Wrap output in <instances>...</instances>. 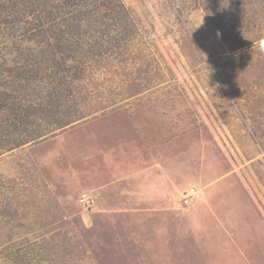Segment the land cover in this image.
I'll return each instance as SVG.
<instances>
[{"label":"rangeland","instance_id":"obj_1","mask_svg":"<svg viewBox=\"0 0 264 264\" xmlns=\"http://www.w3.org/2000/svg\"><path fill=\"white\" fill-rule=\"evenodd\" d=\"M76 1L69 9L92 6ZM113 3L124 19L110 34L88 18L89 33L67 40L82 48L86 76L71 73L80 93L63 88V109L49 113L41 97L67 72L49 61L26 86L16 71L44 57L25 29L44 17L42 0H0V264L149 263L133 228L139 218L153 223L157 177L171 202L178 192L191 206L203 193L204 205L188 210L194 224L182 255L194 248L211 264H246L247 221L264 223V0ZM31 4L37 11L24 15ZM66 10L43 18L44 27L64 28ZM163 228L154 226L162 247L173 233Z\"/></svg>","mask_w":264,"mask_h":264},{"label":"trees","instance_id":"obj_2","mask_svg":"<svg viewBox=\"0 0 264 264\" xmlns=\"http://www.w3.org/2000/svg\"><path fill=\"white\" fill-rule=\"evenodd\" d=\"M92 1V6L91 8H85V10L82 8L76 9L77 7L73 8L72 10L69 9L70 6H74L75 3L77 2L76 0H64L62 2H58V0H42V4L40 5V10L44 12V17H41V15H36L34 16L33 23L28 22L26 29V32L29 33L31 31L32 35V40H37L38 46L42 48L41 52L43 53L42 58H36L34 59V62H25L22 66H19L16 71L19 73L18 76L22 81L25 82V85L27 86L30 81L32 83H38L39 78H41L40 74V68L41 66L45 67V70L49 69L48 63L49 61L55 60V64L52 67H57L62 66L61 70L62 72H67L66 74H63L62 78H65L63 80H60L56 82L51 87L47 86V91L48 95L41 97L43 100L40 104L44 105L46 104V107L48 109H51L52 112L49 113H56L61 111L63 109V100L61 96V92L63 88L65 91L72 93L73 95L79 94L80 90V82L78 80V76L75 74L76 71L82 75V78H84L85 75V67L83 66V60H84V53H82V48L77 46V47H72L71 42L68 43L67 40H74V42L77 44L78 39L81 40L82 35L88 34L89 32V27L83 28V20H88L90 18V22L95 24L94 29L95 30H102L104 35L110 34V30L115 27V25L119 24L120 22L123 21L124 16L121 15V9L119 10L116 4L113 3V0H91ZM97 3H96V2ZM62 3V4H61ZM62 5L67 9L66 12L69 14L67 15V20L65 22L64 28L59 24V27L55 24H53L49 28L44 27V20L43 18H48V16H52L53 19H56V16H53V13L57 15L60 10H62ZM31 9L29 11L26 10L24 15L26 14H33L35 13L36 8L31 4ZM89 5H84L83 7H88ZM75 9V10H74ZM72 12L75 14L73 15ZM110 19L109 22L104 23L102 21L104 18ZM110 17V18H109ZM118 26V25H117ZM50 30V31H48ZM55 34V36L53 35ZM120 35L123 36V45H127V40L125 38V33L120 32ZM54 40H51V38ZM115 39V37H114ZM117 40V39H115ZM53 42V43H52ZM116 42V41H115ZM81 49V54L79 55H74L72 52L74 49ZM120 50V49H119ZM119 50H116V52H119ZM46 55V56H45ZM52 57L53 59H50ZM71 63L68 64V62ZM77 63L79 65H82V68H76ZM53 65V64H52ZM255 69H257L256 65H253ZM62 68H66L63 70ZM15 71V70H14ZM57 72V71H55ZM57 73H54L53 76H57ZM67 75H73L74 77L70 80H66ZM225 77H233L231 75H227ZM257 82V81H256ZM260 84V82H257ZM47 97V98H46ZM8 97H3V102L5 99ZM257 101L260 103L259 98ZM258 103V104H259ZM66 103H64L65 105ZM257 104V106H259ZM5 108L4 104L1 102L0 103V110H3ZM19 107L17 106L16 109ZM36 116V111L35 109H29L26 111V114L22 117L25 122H28L30 119ZM20 117V116H19ZM60 122L63 121H58L57 123L58 126L64 127L67 126L68 124H61ZM168 184H170L168 182ZM157 186H160L162 188L160 196L157 195L156 203V210L154 211L152 220L153 223H147L146 221L143 223L142 218L138 220L134 230L133 234V239H138V241L141 243V246L138 247L140 251H137L138 254L142 252L140 255H147V257L152 258L149 263L146 262V264H164L162 262V258L164 255L162 254H168V251L173 255V261L175 264H211L210 259H209V254L205 251H197L198 253H194L196 250L193 248V243L191 240L192 248L191 250L188 251V259L186 256L182 255L183 253L186 252V247L183 245L184 240L187 238L188 234L190 232H187V228L190 229L191 225L194 224L192 218L188 219V210L196 208V205L200 202L201 205H204L203 202V193L201 194L202 196L198 197V200L195 201V203L191 206H184L182 203V200L177 197L179 194L173 195V201H170L169 193H170V188L167 189V180L162 177L161 180L158 179V177L155 180H151L150 183V192H157ZM164 187V188H163ZM178 187V186H177ZM197 188L199 186H196ZM188 190H190L191 185L187 186ZM180 189V188H179ZM176 191V189H175ZM159 192V191H158ZM14 193H18L17 190L14 188ZM19 194V193H18ZM184 195V194H183ZM162 196V197H161ZM86 200H89L90 197L84 196ZM153 199V198H152ZM151 198H146L141 199V201H146V200H152ZM205 199V198H204ZM154 200V199H153ZM79 201V199L77 200ZM90 201V200H89ZM81 203V202H79ZM87 203V202H86ZM142 204L144 202H141ZM85 204V203H84ZM200 205V206H201ZM83 207V205H81ZM147 207V205H144ZM184 206V207H183ZM189 207V208H188ZM83 209H86L85 207ZM145 209V208H142ZM140 211L139 216L146 217L145 211L142 210ZM149 217V212L146 213ZM257 216V215H256ZM249 216H246V219L248 220ZM157 219V221H156ZM177 222H176V221ZM192 220V221H191ZM192 222V223H191ZM248 225L250 228L248 229L250 233H247L250 238L252 237V241L250 243L246 242L247 247L245 249V259H246V264H264V223L263 222H258L256 221V217L251 218L250 220L247 221ZM166 224H171L172 227V236L169 238H164V242H166L165 246L163 244L162 246H158V242L156 241L157 238H155V233H154V226L155 227H162ZM148 225H151L150 227ZM237 230V229H236ZM236 230H234L236 234ZM150 232L154 233L153 235V240H147L150 238ZM234 237L236 238L237 236ZM239 233L238 238L242 237ZM164 235H161V237ZM160 237V238H161ZM157 243V244H156ZM160 247L161 250H160ZM199 247L202 248V245ZM157 249V251H156ZM156 253H162L159 257H154ZM141 258V256H139ZM144 264V263H140Z\"/></svg>","mask_w":264,"mask_h":264},{"label":"clouds","instance_id":"obj_3","mask_svg":"<svg viewBox=\"0 0 264 264\" xmlns=\"http://www.w3.org/2000/svg\"><path fill=\"white\" fill-rule=\"evenodd\" d=\"M189 192H190V193H193V190L191 189Z\"/></svg>","mask_w":264,"mask_h":264}]
</instances>
